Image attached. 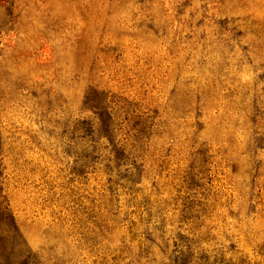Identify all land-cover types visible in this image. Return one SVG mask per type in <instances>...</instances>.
<instances>
[{
	"label": "rangeland",
	"instance_id": "obj_1",
	"mask_svg": "<svg viewBox=\"0 0 264 264\" xmlns=\"http://www.w3.org/2000/svg\"><path fill=\"white\" fill-rule=\"evenodd\" d=\"M11 3L0 198L39 263L264 264V0ZM89 89L113 130L78 167L53 128Z\"/></svg>",
	"mask_w": 264,
	"mask_h": 264
},
{
	"label": "trees",
	"instance_id": "obj_2",
	"mask_svg": "<svg viewBox=\"0 0 264 264\" xmlns=\"http://www.w3.org/2000/svg\"><path fill=\"white\" fill-rule=\"evenodd\" d=\"M12 8L11 0H0V10L10 13ZM2 20V19H0ZM5 21L0 22V56L2 52L1 37L2 27ZM45 114H49L51 110L50 94L46 96ZM1 102V96H0ZM91 111L94 118L83 120H75L71 122L70 118L64 119L62 122L55 121V135L59 136V143L65 148L67 156L75 158L74 164L86 165L91 152L96 155L97 145L101 139L110 140L113 130L112 114L109 112L106 100L99 92L89 89L84 95L82 103V111ZM97 121V125L96 122ZM99 122V125H98ZM0 126V170L1 155L5 144V138H2ZM53 130L51 133H53ZM56 136V137H57ZM91 145V146H90ZM96 146V147H95ZM91 149V150H90ZM79 152H76L78 151ZM97 156V155H96ZM123 154L116 156V163L120 166L124 162ZM126 162V161H125ZM1 172V171H0ZM181 258H176L180 264ZM0 264H40L36 255L25 248L22 237L14 222L13 215L9 211V207L4 200L0 198Z\"/></svg>",
	"mask_w": 264,
	"mask_h": 264
}]
</instances>
